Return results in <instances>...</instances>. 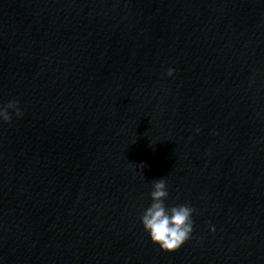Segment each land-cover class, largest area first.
Instances as JSON below:
<instances>
[{
    "label": "water",
    "instance_id": "95a60500",
    "mask_svg": "<svg viewBox=\"0 0 264 264\" xmlns=\"http://www.w3.org/2000/svg\"><path fill=\"white\" fill-rule=\"evenodd\" d=\"M13 99L0 264H264V0H0ZM160 178L195 209L173 252Z\"/></svg>",
    "mask_w": 264,
    "mask_h": 264
},
{
    "label": "clouds",
    "instance_id": "9594fccd",
    "mask_svg": "<svg viewBox=\"0 0 264 264\" xmlns=\"http://www.w3.org/2000/svg\"><path fill=\"white\" fill-rule=\"evenodd\" d=\"M173 71L169 69L167 75L171 76ZM18 105L19 101L13 99L6 105L0 106V123H11L10 110L14 111L17 118L22 117L23 112ZM139 166L143 168V165ZM150 197L152 203L141 217L144 230L149 233L151 241L159 245L161 250L165 252L178 250L193 232L192 215L195 209L188 205L166 208L165 200L168 197V190L166 180L163 178L153 181ZM211 230L214 231V228Z\"/></svg>",
    "mask_w": 264,
    "mask_h": 264
}]
</instances>
